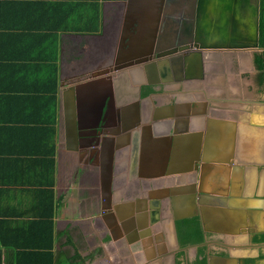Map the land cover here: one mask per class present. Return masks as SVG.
Wrapping results in <instances>:
<instances>
[{
    "label": "crops",
    "instance_id": "crops-1",
    "mask_svg": "<svg viewBox=\"0 0 264 264\" xmlns=\"http://www.w3.org/2000/svg\"><path fill=\"white\" fill-rule=\"evenodd\" d=\"M253 2L243 4L248 27ZM231 9L220 25L228 46L238 26L250 33L227 18ZM190 14V0H0L6 242L25 230L36 242L25 245L43 249L53 197L56 264H177L184 255L194 264L216 246L180 251L178 224L193 218L212 230L204 238L228 245L231 259L212 264L257 255L252 239L264 234L259 51L203 49L201 78L181 81L145 64L114 70L189 37ZM102 107L106 133L90 148L79 133L97 124ZM8 222L17 231L7 234ZM2 264H12L6 248Z\"/></svg>",
    "mask_w": 264,
    "mask_h": 264
},
{
    "label": "water",
    "instance_id": "water-1",
    "mask_svg": "<svg viewBox=\"0 0 264 264\" xmlns=\"http://www.w3.org/2000/svg\"><path fill=\"white\" fill-rule=\"evenodd\" d=\"M167 0H163V4H166ZM249 0H190V34L189 37L184 39V36H181V39L175 41L174 43H163L158 45V47L153 48L147 57L130 59L125 64L115 65L114 70L125 69L128 67H134L135 65L145 64V67H155L157 66L162 73L166 75L174 74L177 76L176 80L181 81L188 79L189 77L201 78L203 71V61H202V51L203 49H219L225 47H234V48H250L256 51H264V48L259 46V19H260V0H253L251 10H253V17L251 16L250 26H245L244 20L241 24V18L244 14L243 4L248 3ZM204 8H206V15H204ZM232 8L233 13H229L228 16H231L233 24H241L246 29H249L248 32L241 30L239 26L235 28V31H238L239 34L232 35L236 39L235 43H232V46H228V42L220 41L227 36L220 32V25L223 23V15ZM239 16L240 18H236ZM245 18V15L243 16ZM253 19V20H252ZM253 30V36H252ZM222 35V37H221ZM243 41H248L243 43ZM240 42V43H239ZM198 58V59H197ZM189 65V68L186 70L187 77H185V67ZM114 103V99H113ZM115 104V103H114ZM114 108L117 107L114 105ZM103 107L99 110L98 117L100 120L95 126L90 128V130H84L79 133L82 138L87 142L90 148L96 147L99 145L100 141L103 138V133H106L102 129L100 121L103 120ZM102 119V120H101ZM130 128H122V131H128ZM90 132V133H89ZM205 233H210L212 230L204 229ZM215 232V231H214ZM206 238V237H205ZM253 241V239H252ZM212 244H219L228 246L222 240L214 239H205L201 243L190 244L180 248V251H185L189 246L195 245H206L211 246ZM254 246H264L262 243H254ZM217 257L222 259H231L228 256H209L208 264H212L210 259Z\"/></svg>",
    "mask_w": 264,
    "mask_h": 264
},
{
    "label": "trees",
    "instance_id": "trees-1",
    "mask_svg": "<svg viewBox=\"0 0 264 264\" xmlns=\"http://www.w3.org/2000/svg\"><path fill=\"white\" fill-rule=\"evenodd\" d=\"M98 17V15H97ZM259 46L264 48V0H260V19H259ZM255 64L259 70L260 82L264 85V51L258 52L255 55ZM52 167L50 168V183L53 184L54 180V163L55 161L51 159ZM52 197V196H51ZM50 211L47 214L43 225L47 232L48 244L43 247V249H35L26 246L30 239L35 242V238L31 235L25 234L23 230L16 239L13 241L9 240L6 242V238L3 237L0 231V264L3 263V249L6 248L10 251V257L12 259V264H56L55 257L53 255V244H54V224L52 220V214L54 211V198H50ZM37 226V223H36ZM5 232L8 234L9 231H17L15 226L11 223H7ZM178 229L180 232V240L183 245L201 243L205 240L204 233L200 226L197 218L189 219L178 224ZM258 240L264 241V234L258 237ZM15 241V242H14ZM36 243V242H35ZM37 246V245H36ZM205 247L202 249V253ZM219 255L226 256L227 253L224 250L218 252ZM264 258V255L262 256ZM178 264H181L179 259ZM194 264H207L206 254L201 260Z\"/></svg>",
    "mask_w": 264,
    "mask_h": 264
},
{
    "label": "flooded vegetation",
    "instance_id": "flooded-vegetation-1",
    "mask_svg": "<svg viewBox=\"0 0 264 264\" xmlns=\"http://www.w3.org/2000/svg\"><path fill=\"white\" fill-rule=\"evenodd\" d=\"M251 7H252V5L250 6V9H251ZM251 15H252V10H251ZM230 17L231 16H228L227 18H229L230 19ZM258 53V52H257ZM100 120V118L98 117V121ZM102 120V119H101ZM97 121V122H98ZM101 123V125H103L104 123H103V120L102 121H100ZM102 129L104 130V125H103V127H102ZM90 130V129H89ZM90 133V132H89ZM252 242H254V243H262V242H264V241H252ZM213 245H215L216 246V248H214V249H210L208 252H206L207 253V259H209V256H212V254H218L219 255V251H221V250H224L227 254H228V252H227V250L225 249V247L224 246H222V245H219V244H213ZM186 246V245H185ZM182 247H184V246H182ZM259 249L258 250V253H257V255L256 256H247V257H243V263H245V264H260L262 261H264V258L262 257L263 255H264V246H258V247H254V249ZM188 256L186 255H184L182 258H180V260H181V263L182 262H184V263H186V264H188L189 262V258H187ZM178 260H179V257L177 258ZM177 260V261H178Z\"/></svg>",
    "mask_w": 264,
    "mask_h": 264
},
{
    "label": "rangeland",
    "instance_id": "rangeland-1",
    "mask_svg": "<svg viewBox=\"0 0 264 264\" xmlns=\"http://www.w3.org/2000/svg\"><path fill=\"white\" fill-rule=\"evenodd\" d=\"M241 252H243V253L246 254L247 253V250L246 251H242L241 250ZM232 253H233V255H240V253L238 251L235 252L234 250H232ZM177 264H178V261H177Z\"/></svg>",
    "mask_w": 264,
    "mask_h": 264
}]
</instances>
